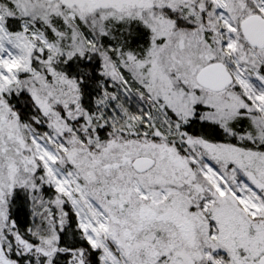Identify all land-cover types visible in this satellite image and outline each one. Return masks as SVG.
Returning <instances> with one entry per match:
<instances>
[{"label":"snow or ice","instance_id":"1","mask_svg":"<svg viewBox=\"0 0 264 264\" xmlns=\"http://www.w3.org/2000/svg\"><path fill=\"white\" fill-rule=\"evenodd\" d=\"M0 264H264V0H0Z\"/></svg>","mask_w":264,"mask_h":264}]
</instances>
